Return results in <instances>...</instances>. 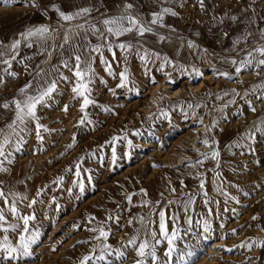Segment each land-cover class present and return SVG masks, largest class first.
<instances>
[{"label": "rangeland", "instance_id": "1", "mask_svg": "<svg viewBox=\"0 0 264 264\" xmlns=\"http://www.w3.org/2000/svg\"><path fill=\"white\" fill-rule=\"evenodd\" d=\"M55 1L66 0H37L39 8L31 6L28 0H11L9 4L0 3V43L8 45L28 28L40 26L45 22L47 23L43 25L50 27V39L47 44L42 45L37 42L33 43L32 47L24 44L23 52L19 49L16 60L12 62L9 71L18 73L23 86L31 79L24 69V64L27 63L33 69L37 64L50 69L53 65H60L63 59L72 54L73 49L68 46H65L63 50L59 47L63 43L65 33L58 34L59 28L55 26L57 22L49 11V5ZM163 1L177 6L178 8H175L183 15L197 11L201 12L203 17L208 11L207 8L215 4L218 9L226 7L227 11L231 7L233 9L250 4V0H204V7L201 8L199 0ZM226 3L230 5L229 8ZM255 4L264 10V0H256ZM68 30L65 28L67 33H73L70 36L72 42L78 43L82 40L80 29ZM52 46H55L54 51ZM45 49L53 51L50 60L45 54ZM107 60L112 63V68L117 75L109 76L101 62L95 61L94 67L98 77L91 87L92 97L97 104L87 109L93 124L75 126L81 115L78 111L79 102L71 100L72 94L68 86L61 83L59 87L65 94L57 95L50 107L38 108V114L43 117L41 122L54 131L42 133L45 135L43 141L36 138L32 140L33 142L29 140V137L35 133L30 131L23 134L24 143L19 151L15 148L9 149V159L12 163L5 161L4 167L8 171L0 172V181H3L2 186L6 194L11 191L28 197L19 204V208L24 214L35 212L36 219L30 222V229L40 233L37 243L32 246L34 255L24 258L19 264H80L81 258L90 254L91 248L100 243L92 239L97 233L89 232L87 230L89 227L101 226L106 230L110 229L111 234L107 242L114 247H119L140 227V216L155 221V224L149 225V230L156 228L158 232L157 214L160 210L166 212L168 230L171 231L173 227H176L179 229L178 234L182 237L176 241L177 251L173 253L169 264H183V261L179 259L181 255L189 259L187 257L189 251L198 252L203 248L206 254L196 260V264H200L208 258L210 247L207 245L213 244L214 241L219 245L216 247V253L211 254L209 258L215 259L216 264H264V247L255 246L264 242V217H261L264 216L261 215L262 207L264 208V175L260 174L264 173V144H261L264 143V133H256L253 140L241 139L245 133L254 131V122L259 123L263 120L247 118L253 106L247 101L251 98L256 99V96L264 92V89L254 88L264 84V73L260 71L262 74L257 75L259 70L250 69L237 75L230 71L229 60L225 58H216V61L213 60L206 68L197 70L199 74L194 72V77H186L189 74L179 73L166 64L161 68L160 65L163 63L156 60H151L147 65L143 62L127 61L129 80L134 83L130 82L125 88H117L118 74L125 67V61L118 59L117 56L115 60L108 56ZM4 67L6 65L0 64V72ZM60 70L65 75L71 76V72L63 67ZM222 72H228L231 78L220 75ZM163 73L171 75L172 78L167 79ZM206 74L212 75L216 81L223 82V87L213 98L193 100L194 106H200L192 109L182 105L185 103L183 98L165 100L162 106L170 113L171 126L163 117L147 119L158 110L153 108L152 99L159 95L155 92V87L161 82L172 84L175 89H178L190 78L195 84L201 82ZM256 76H258L257 79ZM153 80L155 83L151 82ZM102 81H106V84ZM227 83L233 86L227 87ZM95 88L108 93L109 96H95L93 91ZM110 88L116 90L115 95L109 91ZM129 88L132 91H129ZM138 88H143L141 95L136 94ZM232 90L240 95H223L224 92L231 93ZM121 95L125 96L124 103L113 106V102L123 101L120 98ZM230 100H234L235 103H229ZM64 104H71L68 113L62 111ZM226 104L227 107H225ZM102 106L109 107L111 111H103ZM145 107H149L148 115L140 110ZM184 113L189 115L186 117ZM197 117H202V124L198 122ZM191 121H195L193 126L190 125ZM214 122H218L216 127H213ZM6 125L1 128L3 131H0V140L10 131ZM32 127L34 125H30V128ZM206 127L212 129L208 134L209 143L216 141L215 148L220 155L217 160L208 159L202 164H197L196 171H203L207 165H211L207 168L208 170L206 169L208 172L205 173L204 190H201L200 184L189 180L188 177H193L195 170L192 169L194 171L191 175L192 165L187 163L195 162L199 158V153L211 151L201 142L199 143L205 148V152L203 149L194 150L193 157L185 159V165L176 169H165L164 174L152 176V181L151 175L155 169L161 167L162 157H152L151 154L159 150L169 152L172 148L179 149L180 147L173 146L182 139L184 142L182 147L190 146L192 140H189L185 133L187 135L195 129L203 128L195 132L201 140V134L205 133ZM113 136L118 137L117 141L112 142ZM73 137L76 143L69 149L67 145ZM11 139L15 142L14 136ZM237 142L241 146H235ZM112 147L116 148L118 156L116 165H113L111 161ZM77 162L81 167L79 178L74 175V165ZM69 168H73V171H66ZM84 169L89 171L84 172ZM127 170L129 172H126ZM87 176H91L90 182ZM58 177H63L62 183H54ZM162 177L166 179L163 183L164 188L162 191L155 192L154 186ZM77 180H83L85 184L83 194L79 192L78 187L74 186ZM41 189H44V194L36 197L37 191ZM68 189H72V194H69ZM141 189L145 191L141 192ZM172 189L175 191L173 192ZM204 192L207 193L206 196ZM224 193H227V197ZM128 195H132L131 203L127 201ZM77 196L79 199L76 198ZM190 196L192 203L189 204L185 213L184 203ZM34 197L38 200L37 204L33 208H27L26 205ZM53 197H55L54 201ZM231 197H235L236 200ZM8 198L11 201L10 195ZM205 200L209 203L205 204ZM237 200L239 203L236 202ZM146 201L149 203L144 204ZM170 201L172 203H169ZM0 207L3 205L0 204ZM233 209L235 211H232ZM5 211L7 212L6 208ZM173 214L178 217L175 225L171 219ZM110 215L113 218H119V225L114 220H106ZM186 216H190L193 221V226L188 232L184 231L189 229ZM91 217L95 219L89 224L88 220ZM132 218H135L134 223L128 225V220ZM205 218L212 227V238L208 241L203 239L202 234L197 235L202 229ZM9 220L16 222L11 217ZM196 222H199V227L196 226ZM10 239L15 240V235L10 234ZM78 241H89V243L78 244ZM242 242L253 243L252 251L246 247H240ZM166 248L167 243L163 240L157 246V255L161 260L166 259L164 257ZM217 248L221 250L218 252ZM135 259V253L128 251L124 264H133ZM12 264L17 262L13 261ZM116 264L119 262L117 261Z\"/></svg>", "mask_w": 264, "mask_h": 264}, {"label": "snow or ice", "instance_id": "2", "mask_svg": "<svg viewBox=\"0 0 264 264\" xmlns=\"http://www.w3.org/2000/svg\"><path fill=\"white\" fill-rule=\"evenodd\" d=\"M31 6L39 8V4L37 0H28ZM102 3V0H100ZM0 3L9 4L11 0H0ZM256 0H250L249 7L252 9V14L248 19V27L255 26L257 28L259 37L261 40H264V27H260L257 24V9L253 7L255 5ZM200 7H204V0H199ZM182 6V5H181ZM121 10L115 15H109L106 12H100L98 7H81L77 11L71 14H66L64 11H61L59 8L53 6V10L59 13V17L64 22H71L78 18H84L86 16L91 15L93 11L99 12L100 17L98 22L90 23V27L85 29L84 24L76 25L77 29H81L84 31H91L94 35L97 36L98 43L95 46L90 48L82 47L79 44H74L72 42L71 37L65 32L63 35V43L59 45L60 49L63 50L65 46L73 49L72 54L63 59L60 65H53L50 69H45L40 64H37L35 68H31L27 63L24 64V69L31 76V79L25 83L23 87L19 89V95L14 97L11 101V105L9 103H4L0 105L3 109H8L10 106L14 107V118L7 123V128L10 130L8 134L4 135L3 139L0 140V172H7L8 169L4 167L5 161L9 164L12 161L9 159L10 156V148H15L19 151L21 145L24 143V135L30 131H34L37 140L43 141L44 136L42 133H50L54 131V129H50L46 124L42 123L43 117L38 114V108L50 107L52 102H55V97L57 95H64L65 93L60 89L59 85L64 83L68 86L72 96L71 100L79 102L78 111L81 113L80 118L76 122L75 126L79 127L82 125H91L94 122L89 118V113L87 109L91 105H96L97 101L92 97V85L98 77V73L95 71V59L96 57L93 53L97 54L100 57V62L104 66V70L107 72L109 76H116L117 74L114 72L112 68V63L109 62L103 55V49H107V51L112 53L113 60L116 59V53L113 48V41H117L116 47H118L122 52L126 53L124 56L125 67L122 71L119 72V83L117 84V88H125L128 84L134 83V81L129 80L128 76V68H127V54L131 53L134 49L137 54L141 51L144 53L140 55V60L147 65L151 62L152 58L156 60L161 59V54L156 51H150L143 47L139 42H124L120 41V37L127 35L129 33L135 32L136 36L143 37L146 33H153V26L165 27L164 25V17L166 15L177 16L178 13L173 10L172 7H161L159 11H154L151 14L150 19L142 18L138 13L133 11L135 5L130 2V0H124V3L120 6ZM243 11L247 12L248 9H243ZM233 22L238 20V17L233 15L229 17ZM264 20V17L260 18ZM222 22V21H221ZM85 23H89V21L85 20ZM70 31V29L68 30ZM227 35V33H225ZM20 38L14 39L10 44L5 45L0 43V64L6 65L0 72V84L4 83V74H7L12 77L18 76V73L15 71H9L12 67V62L16 60V56L18 55L19 48L22 44H26L28 47H32L33 43H41L47 44L50 39V27L48 25H40L35 26L33 28H28L25 32L19 34ZM252 32H247L244 36L245 42L247 38L252 37ZM86 39V37H85ZM159 39L163 41L165 39L164 36H160ZM239 40L234 41L233 43H239ZM91 43L90 41L88 42ZM192 43L189 42V47H192ZM53 47V51L55 46ZM7 49V51H5ZM53 51H48L45 49V54L47 58L50 60L53 56ZM9 56V58H5ZM247 59H241L237 61L236 59H231V63L233 65L239 64V66L235 67V73L238 75L242 71H245L249 68L254 69H262L264 68V43H258L253 48L249 49L246 52ZM259 57V58H257ZM74 61V63H73ZM164 64L170 63L167 56L163 57ZM164 64H161L160 67L163 68ZM63 67L67 71L71 72V76L65 75L64 72L60 70ZM199 74V73H198ZM260 71H257V75H261ZM220 75L224 77H230L228 72H222ZM106 84V81H102ZM155 83V81H151ZM254 88L264 89V84L254 86ZM109 91L115 95V89H109ZM129 91H132L129 88ZM137 95H141L139 91L136 93ZM223 95H240L235 90H232L231 93L224 92ZM247 95V93L245 94ZM218 98H221L218 96ZM257 100L264 102V95H259L255 97ZM162 99V97L160 98ZM229 103H235L234 100H230ZM247 103L251 105V100H248ZM200 105H193L189 103L187 107L192 109L194 107H199ZM71 104H64L62 111L64 113H68ZM227 107V104L225 105ZM102 110L105 112H110L111 109L107 106H102ZM251 111L255 112V106L251 107ZM187 117L189 114L184 113ZM167 120L169 125H172V121L170 118L169 111H166L163 106H159L156 113H153L152 116L147 117L148 120H152L153 118H160ZM197 120L200 124L203 123L202 117H197ZM218 122L213 123V127L217 126ZM30 125H34V127L30 128ZM211 128L206 127L205 133L201 134L200 142L205 146H208L211 151L205 153H199V158L195 162H187L192 166L196 164H202L205 160L213 159L217 160L220 153L216 150L215 144L216 141L213 140L212 143H209V133L211 132ZM3 131V129H0ZM256 133H264V120H260L259 123L254 122V131L250 130L245 133L242 140H253L255 139ZM15 137V142L11 139V137ZM118 137L113 136L112 142L117 141ZM76 143L75 137L73 140L67 145V148H72ZM129 146H131V141L128 142ZM235 146H241L239 142ZM83 159V158H81ZM111 161L113 165H116L118 161V156L116 152V148L112 147L111 150ZM218 163V162H217ZM259 163V162H258ZM187 166V164H186ZM74 175L79 178L81 177V167L80 163L77 162L74 165ZM66 171H73V168H69ZM84 172H88V169H84ZM87 180L91 181V176H87ZM63 177H58L54 183H62ZM3 181H0V204L3 207H0V264H12L13 261L19 262L26 257H32L34 255L32 246L37 243L40 233L39 231H32L30 229V222L36 219L35 212H31L28 214H24L22 210L19 208V204L27 200L28 197L20 195L15 192L9 191L6 194L5 189L3 188ZM74 186L78 187L79 192L83 194L85 192V184L83 180H77L74 182ZM47 187V186H46ZM205 187V182L203 178H201L200 188L203 191ZM141 192L145 190L141 189ZM174 192L175 189H172ZM69 194H72V189H68ZM44 194V189L38 190L36 193V197ZM146 194V193H145ZM9 195L12 197L11 201L9 200ZM163 195V194H161ZM206 196L207 193L204 192ZM227 197V193H224ZM79 199V196L76 197ZM233 200H236L235 197H231ZM55 197H53V201ZM127 201L131 203L132 195L127 196ZM38 202L37 198H32L28 204L27 208H33ZM43 203V201H39ZM239 203V201H236ZM149 202H144L147 204ZM169 203H172L171 201ZM192 203V197L190 196L188 201L184 203V210L187 213V209L189 204ZM209 201L205 200V204H208ZM7 209V212L5 211ZM228 210V209H225ZM232 211H235L234 209ZM211 213V209H209ZM158 232L156 228H152L149 230V225L155 224V221L148 220L144 216L139 217L140 227L136 229L135 234L130 235L126 242H122L119 247H114L110 243H108V238L111 234L110 229H105L104 227L97 226L96 228L89 227L87 230L89 232L97 233L93 236L92 239L99 241L95 247L91 248L90 254L84 255L80 264H116L118 261L119 264H124L127 259L128 251H132L135 253L136 259L133 261V264H169L172 259L173 253L177 251L176 241L181 239L182 237L178 234L179 229L173 227L171 231L168 230L166 224V212L164 210H160L158 212ZM9 217H11L16 222H10ZM95 217H91L88 220V223L91 224ZM173 224L175 225L178 217L173 214L171 217ZM256 219V217H253ZM107 221H112L119 225V218H113L111 215L106 218ZM135 218L128 220V225H132L134 223ZM147 221V222H146ZM186 223L189 225V229H185V232H188L192 226L193 221L190 216H186ZM196 226L199 227V222H196ZM79 228V226H76ZM223 227V225H221ZM233 233H235V229H233ZM10 234H14L16 239H10ZM203 235V239L208 241L212 238V227L211 223L205 218L202 229L200 233L197 235ZM166 241L167 248L164 251V257L166 259L161 260L157 255V246L161 244V242ZM79 243H89V241H78ZM211 247V245H207ZM259 247H264V242H260L259 245H255ZM240 247H246L249 251H252L254 244L249 242H242ZM55 250V249H53ZM217 250H221L217 248ZM226 251H231V249H226ZM206 254L204 249L201 248L197 251H189L187 253V257L189 259H185L184 255H181L179 259L183 261V264H196V260L200 258L201 255Z\"/></svg>", "mask_w": 264, "mask_h": 264}, {"label": "crops", "instance_id": "3", "mask_svg": "<svg viewBox=\"0 0 264 264\" xmlns=\"http://www.w3.org/2000/svg\"><path fill=\"white\" fill-rule=\"evenodd\" d=\"M94 1L66 0V1H55L53 4H50L49 11L51 16L57 22L55 23L56 24L55 26L59 28L58 34L59 35L64 34L66 32L65 28L66 29L77 28L76 25L78 24H84L85 29H88L90 27V23L98 22L100 13L93 11L91 15L86 16L84 18H78L71 22H64L60 19L59 13L53 10V6L59 8L61 11H64L66 14L74 13L81 7H98L100 9V12H106L109 15H115L118 12H120L121 10L120 6L124 3V0H102V3L100 2V0H94ZM130 2H132L135 5L133 11L135 13H138L144 19H150L151 14L154 11H159L161 7H172L173 10L178 13L177 16L166 15L164 17V25L166 26L165 27L153 26L154 28L153 33H146L143 37H138L136 36L135 32H133L121 36L120 41L132 42V43L139 42L141 45H143L144 48L150 51L159 52L161 54V59L156 60L155 58H152V60L159 61L163 64H164L163 57L167 56L170 63H167L166 65L171 66L179 73L189 74L186 75V77L189 76L194 77L193 76L194 72L195 74H197L198 73L196 72L197 70L206 68L209 64H211V62H213V60L216 61V58L228 59L230 71L232 73H235V67L239 66V64L233 65L231 63V59L234 58L237 61L241 59H247L248 57L246 56V52L249 49L256 46L257 42L264 43V40H261L259 37L257 28L255 26L248 27V19L252 14V9L249 7V5L240 6L236 8L234 7L233 9L231 7V9L227 11L226 7H222L223 9H218L215 4L214 6L207 8L208 11L203 17L202 16L203 14L197 11L183 15L177 9L178 8L177 6L166 3L163 0H130ZM229 6L227 4V8H229ZM253 7L257 9V13H258L257 24L260 27H264V20L260 19L264 17V10L261 9L257 4L253 5ZM246 8L248 9V11L247 12L243 11V9ZM233 15L238 17V20L236 22H233L229 18ZM85 20L89 21V23L86 24ZM247 32H252L253 36L247 38V41L245 42L244 36ZM79 33L82 34L83 38L78 43L73 42L74 44H79L82 47L90 48L98 43L97 36L94 35L91 31H84L80 29ZM225 33H227V35H225ZM67 34L69 36L73 35L72 32L71 33L68 32ZM160 36H164L165 39L161 41L159 39ZM18 38H20V36L17 37L16 39ZM236 40H239L240 42L234 44L233 42ZM89 41L91 42L90 44L88 43ZM189 42L192 43L193 45L192 47H189ZM116 44L117 41L114 40L113 48L116 53V56L118 57V59L121 58V60H123L124 62V56L126 55V53L122 52L118 47H116ZM23 45L24 44H22L21 47L19 48L21 49V52H23V48H22ZM5 51H7V49H5ZM143 54L144 53L142 51L139 54H137L136 50L134 49L131 53L127 54L128 56L127 61L133 63H142L139 56ZM93 55L96 56L95 61L96 60L100 61V57L97 54L93 53ZM103 55L106 59H108V56L113 58L112 53L107 51L106 48L103 49ZM5 58H9V56H6ZM250 69H254V68H249L247 70ZM255 70H259L264 73V68L255 69ZM163 76H165L167 79L172 78L171 75L166 73H163ZM203 79L201 81H203ZM190 80L194 82V80L191 78L188 79L187 81ZM199 83H196L194 85H197ZM142 89L143 88L141 89L138 88L137 91L140 90L139 92H141ZM93 91L95 96L97 97L102 95L106 97L109 96L108 93H103V91L100 90L99 88H95L93 89ZM122 96L123 95H121L120 98H122ZM214 96L215 94H211V93L201 97L188 96V98L184 99L185 103L182 105L187 107L189 103L192 104L193 100L198 101V99H208V98H213ZM122 99L123 101H119L117 103L113 102L112 105L113 106L122 105L124 103L125 98ZM165 100H171V99L166 98ZM77 108H78V103H77ZM68 135H70V131H68ZM29 138L30 141L36 140L35 134L31 135ZM161 152L167 153L164 151ZM197 167H198L197 164L195 166H191V175L193 171L194 170L195 171L193 177L192 176L188 177L189 180L190 179L194 180L195 178H197V173L199 172L196 171ZM176 175H178V173H176ZM158 180H159L157 182L158 185L154 184L155 185L154 187L156 188L155 192H158L160 190L162 191L164 185H161V183H164L166 179L160 178Z\"/></svg>", "mask_w": 264, "mask_h": 264}, {"label": "bare ground", "instance_id": "4", "mask_svg": "<svg viewBox=\"0 0 264 264\" xmlns=\"http://www.w3.org/2000/svg\"><path fill=\"white\" fill-rule=\"evenodd\" d=\"M177 1V0H176ZM254 76V74H253ZM258 78V76H256V79ZM255 79V78H254ZM215 81V82H214ZM187 83L184 85H182V87H180L179 89H175V86L172 85V84H168L166 82H161L158 86L155 87V92H158L159 95H157V98L155 97L153 100V103H152V106L153 108L155 107V109L159 106H162V103L164 102V100L166 98H169V99H176V98H188V96L190 97H201V96H204V95H207L209 93L211 94H215L216 95V92H218L220 90V88H222V83L219 82V81H216L214 80V77L210 74H206V76L204 77L203 81H201L199 84L197 85H194L195 83L190 80V81H186ZM230 83H227V87H232L233 85H229ZM216 85V86H215ZM215 86V87H214ZM152 90V89H151ZM154 92V93H155ZM260 95H264V92ZM156 96V95H155ZM162 97V99H160ZM122 98H125V96L123 95ZM148 100V99H146ZM152 102V101H151ZM138 103V102H137ZM251 103L253 104V106H255L256 108V111L255 112H251L249 114V116L247 118L249 119H255V118H259V119H263L264 120V102L260 101V100H257V99H253L251 98ZM135 105V104H134ZM133 105V106H134ZM139 105V104H138ZM137 105V106H138ZM145 105H146V102H145ZM150 105V104H149ZM252 106V105H251ZM144 107V106H143ZM149 108V107H148ZM148 108H141L140 110H143V113L144 114H149L150 110ZM134 109V108H133ZM258 113V114H257ZM246 118V119H247ZM248 119V120H249ZM194 120V119H193ZM252 121V120H251ZM195 121H191L190 125L193 126V123ZM205 122V121H204ZM238 124V123H237ZM236 125V124H234ZM225 126V125H224ZM199 127V126H198ZM230 127V125H229ZM186 128V127H185ZM197 128V127H196ZM205 128V127H204ZM203 128L201 129H195V131H191L189 133H185V136H187L189 138V140L191 139L192 142L190 143V146L188 145H185V147L181 146L184 144L183 142V139L182 140H178L180 141L179 143L180 146L178 145L179 143H177V145L173 146V147H180L179 149L178 148H172L171 151L167 152V153H163V152H160V151H157L155 153H152L151 156L152 157H162V164H160L161 167H159L158 169H155L154 173H152L151 175V178L152 176H155V175H158V174H161L163 173L164 174V171L165 169H168V168H173V169H176V168H179V167H182L183 165H185V159L188 158V157H193V151L194 150H197V149H203V151L205 150V148L203 146H201V144L199 143L200 142V137L198 136V134H196L195 132L196 131H199V130H202ZM225 129V127H224ZM229 129V128H228ZM189 130V128H188ZM193 130V129H192ZM72 131V130H71ZM175 131V130H174ZM176 132V131H175ZM184 136V138H185ZM260 138V137H259ZM188 140V139H187ZM185 143H186V140H184ZM257 141V139H256ZM262 141V140H261ZM260 141V142H261ZM188 142V141H187ZM259 143V142H257ZM200 144V145H199ZM261 144H264L263 142ZM188 146V147H187ZM187 147V148H186ZM261 148V147H260ZM262 149V148H261ZM208 150V149H206ZM264 151V150H263ZM56 152V150L54 151V153ZM202 152V151H201ZM205 152V151H204ZM185 155V156H184ZM187 155V156H186ZM248 158V157H247ZM254 158V157H253ZM160 159V158H159ZM251 159V158H250ZM253 161V160H252ZM157 162V161H156ZM144 164V163H143ZM149 164V163H148ZM166 165V166H164ZM211 165H207L205 167V169H203V171H199L197 173V178H195L194 180H191V181H194L196 184H200L201 183V178H203V180L205 181V173L208 172L207 168L209 167L210 168ZM142 167V166H140ZM139 167V169H140ZM163 167V168H162ZM255 168V167H254ZM207 169V170H206ZM147 170V169H146ZM254 170V169H253ZM131 171V170H130ZM260 171V170H259ZM126 172H129V170H127ZM258 172V171H257ZM166 174V173H165ZM257 174V173H256ZM261 175H264V173H260ZM259 174V175H260ZM161 176V175H160ZM163 176V175H162ZM262 177V176H261ZM163 178V177H162ZM150 180V179H149ZM156 180V179H154ZM152 181H153V178H152ZM157 182V181H156ZM216 184H219V183H216ZM158 185V184H157ZM161 185H163V183H161ZM157 187V186H156ZM159 188V187H158ZM156 189V188H155ZM160 189V188H159ZM155 191V190H154ZM161 191V190H160ZM222 191V189H221ZM220 191V192H221ZM222 194V193H221ZM220 196V195H219ZM249 204V203H248ZM250 209V208H249ZM248 212V210H247ZM261 215H264V208L262 207V211H261ZM261 217H264V216H261ZM219 244H217L215 241L213 242V244H211V247L209 249V255H208V258L204 259L201 263L202 264H216V261L215 259H211L209 258V256L213 253H216V247L218 246ZM219 252V251H218ZM221 254V253H219ZM218 262V261H217ZM200 263V264H201ZM251 263V262H250Z\"/></svg>", "mask_w": 264, "mask_h": 264}, {"label": "built area", "instance_id": "5", "mask_svg": "<svg viewBox=\"0 0 264 264\" xmlns=\"http://www.w3.org/2000/svg\"><path fill=\"white\" fill-rule=\"evenodd\" d=\"M4 83L0 84V105L9 103L14 97H17L19 89L23 87L21 79L16 76L12 77L7 74L4 75ZM14 116V107L10 106L8 109L0 107V129L6 125Z\"/></svg>", "mask_w": 264, "mask_h": 264}]
</instances>
